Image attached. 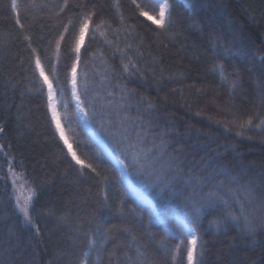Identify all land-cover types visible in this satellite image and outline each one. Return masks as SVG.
<instances>
[{"label": "trees", "instance_id": "trees-1", "mask_svg": "<svg viewBox=\"0 0 264 264\" xmlns=\"http://www.w3.org/2000/svg\"><path fill=\"white\" fill-rule=\"evenodd\" d=\"M32 2L17 0L21 29L11 0H0V264H97L89 236L109 237L100 264H130L128 258L176 264L170 249L177 241L167 233H175L178 219L191 218L189 201L206 205L209 193L216 203L205 208L197 227L202 264H264V0H170L168 30L140 17L131 0H68L60 15L63 0H35L38 7ZM89 9L97 13L96 21H106L105 28L111 25L107 38L112 41L86 38L77 70L81 92L87 73L88 94L82 99L95 101L97 115L89 124L94 135L125 159L124 146L101 128L106 101L113 98L107 92L119 99V84L132 94L131 116L139 112L145 123L151 121L149 142L163 133L168 153L180 163V170L168 176L172 189L161 192L137 175L130 158L125 160L131 183L161 214L158 224L149 225L148 206L128 195L118 168L97 153L100 146L83 125L75 124L70 78L65 79L75 53L67 50L66 36L57 63L55 43L68 20ZM32 49L46 71L49 63L56 65L54 84L63 87L74 128L66 127V137L99 176L76 164L56 133L46 88L41 90L32 73ZM129 57L140 69L134 75L123 71ZM221 64L226 81L215 71ZM248 117L252 125L241 128ZM109 119L117 118L104 116L105 128L112 131ZM10 167L34 190L31 214L39 236L17 209ZM241 208L257 226L254 234L243 221L228 220L216 230L215 221L229 210L240 216Z\"/></svg>", "mask_w": 264, "mask_h": 264}, {"label": "snow or ice", "instance_id": "snow-or-ice-1", "mask_svg": "<svg viewBox=\"0 0 264 264\" xmlns=\"http://www.w3.org/2000/svg\"><path fill=\"white\" fill-rule=\"evenodd\" d=\"M131 3L135 6V10L138 12L140 17H145L147 20L152 21L158 28L162 30H168L172 24V5L170 0H131ZM32 7H38L35 0L32 2ZM69 6L68 0H63V5L59 7L57 15H60L65 8ZM11 8L16 11V24L19 25L21 29L24 28V24L20 21V13L17 11L18 5L17 0H11ZM97 13L94 9L86 10L78 15V18L73 21L68 20L67 24L63 27L59 38L55 43V56L56 62H60L61 57V44L65 42V37L67 40V50L75 53L74 59L72 60L68 70L65 72V79L70 78L71 84V97L75 101V124L83 125L87 128L91 124L97 113L94 108L95 101H85L82 96H87L88 94V83H87V73H85L84 80V91L81 92L78 82V68L81 63V50L85 46L86 38L92 42L96 39L97 35L104 37L106 42L111 43L108 40L107 32L108 28H105L106 21L99 20L96 21L94 18ZM121 23H123V14L121 13ZM71 29V31H70ZM119 33V29L115 30ZM25 40L30 41L31 36L25 35ZM127 47H131L128 45ZM117 51H122L126 55V49L121 50L117 47ZM33 53H36V49H32ZM123 61V56H122ZM123 71L129 73V75H134L139 72L140 69L136 65L135 61L128 58L127 63H122ZM220 75L222 81L228 80V76L225 75L224 66L217 65L215 67ZM33 76L36 77L37 81L41 84V90L46 88L47 97V108L51 113V123L54 125L56 133H58L59 138L66 145L71 158L76 162V164L81 165L82 168H89L93 172H96L97 176L100 175L97 169L93 167L91 163H85L72 149V144L69 143L66 137V127L68 129L73 128V121L67 119L68 115V102L65 99V93L63 87L59 83L54 84L55 81H59V76L57 75V67L55 64L49 63L48 70L45 69V64L42 62L41 57L38 53L34 56V68L32 69ZM51 75V78H50ZM231 86L235 88L237 85L235 81L232 82ZM119 89V99H115L114 92L108 91L107 96L113 97L106 101V108L108 111L101 115V128L105 132H110L113 137H116V142L124 146L121 153L125 159L120 157L116 158V166L121 169V180L122 182L126 179V169L129 168V164L125 162L126 159L130 158L131 165L135 166L137 175L141 177H146L150 182L151 186L158 187L161 192L165 190H171L172 184L168 179L170 173H175L180 170V163L178 157L168 153L167 149L169 147L167 141L164 139V134L159 133L152 136L149 142L148 137L151 132V121L145 123L144 118L137 112L135 117L131 116L128 109L132 107L130 103L131 92L126 87L117 84L115 86ZM59 91L60 95H57ZM150 106V105H149ZM61 108L63 111H61ZM115 116L117 119L112 121L108 120V124L111 129L105 128L104 126V116ZM232 123H236L234 119ZM253 123L252 117H248L246 121H242L239 126L241 128L246 126H251ZM260 125H264V120H260ZM259 126V125H258ZM0 131L3 128L0 127ZM159 140L157 144L156 141ZM97 153L99 155H104V150L102 147L97 148ZM165 157L167 159L165 160ZM9 171L13 175V186L14 189L19 192L16 196V206L19 211L23 214L24 221L27 225H31L35 229L36 236L40 235V227L36 224L33 219L30 209L32 207V200L34 195V190L31 188H24V182L17 185V180L22 179L18 176L10 167ZM235 180V178H233ZM26 193V194H25ZM127 193L133 196L135 199H139V193H136L131 184L127 186ZM106 199V197H105ZM216 197L214 193H209L206 198L207 203L198 204L196 202L189 201V206L193 210V214L187 223L177 222L176 231L168 232L167 236L176 240L177 243L172 246L170 251L172 252V259L176 261V264H182L184 255L186 254L187 264H202L200 257L203 255V241L198 235L197 227L200 221L203 211L206 207H213L216 203ZM148 221L149 225L161 223V214L157 213L155 209L152 208L151 204H148ZM123 209L121 208V212ZM133 212L136 211L135 208L132 209ZM143 212V209H141ZM139 214V213H138ZM231 220L233 222L240 223L243 221V227L249 234H254L256 231V225L247 215H244L243 208H241V215H234L231 210L228 211L227 216L222 219L215 221V227L217 231L222 230L226 221ZM261 227H264V218L261 220ZM109 237L105 236L103 241L92 238L89 236L88 244L89 251L94 252L97 256V264H100L101 252L105 249ZM135 239V237H133ZM163 245V242H162ZM85 256L89 255V252L84 253ZM130 264H144L142 260H137L132 262L131 258H128ZM81 264H87L86 261H81Z\"/></svg>", "mask_w": 264, "mask_h": 264}, {"label": "rangeland", "instance_id": "rangeland-1", "mask_svg": "<svg viewBox=\"0 0 264 264\" xmlns=\"http://www.w3.org/2000/svg\"><path fill=\"white\" fill-rule=\"evenodd\" d=\"M74 104H75V101H74ZM89 127H90V125H89ZM84 129L86 130V132H88V134L91 136V137H93L95 140H96V142L98 143V145L100 146V147H102L100 144H99V138H97L95 135H94V133H93V131H92V129H91V127H90V130L89 131H87V129L84 127ZM102 141V140H101ZM105 146H106V144H105ZM107 147V146H106ZM108 151H109V149H108ZM110 152V151H109ZM104 153H105V151H104ZM111 153V152H110ZM106 154V153H105ZM107 156V155H106ZM108 157V156H107ZM109 158V157H108ZM110 159V158H109ZM111 160V159H110ZM112 161V160H111ZM113 162V161H112ZM115 165V164H114ZM116 166V165H115ZM117 167V166H116ZM118 168V167H117ZM18 176H21L20 174H17ZM121 176V175H120ZM22 177V179H18L17 180V185H19V184H21L22 182H24V188L25 189H27V188H31L30 186H29V184L27 183V181L25 180V178L23 177V176H21ZM12 181H13V175H12ZM124 183H125V181H124ZM13 184V183H12ZM126 184V183H125ZM126 186H127V184H126ZM13 188H14V186H13ZM32 189V188H31ZM14 198H15V200H16V196L17 195H19V192L17 191V190H15L14 189ZM26 194V193H25ZM34 197H35V193H34V195H33V200H32V204H33V201H34ZM146 197V196H145ZM147 198V197H146ZM148 199V198H147ZM139 202H141V203H143V204H145V205H147L148 206V204L147 203H145V202H143V201H141V200H139V199H137ZM149 200V199H148ZM150 201V200H149ZM151 202V201H150ZM152 206V208H153V204L151 205ZM32 208V207H31ZM18 209V208H17ZM18 211H19V209H18ZM19 213L22 215V218H23V221H24V217H23V214L19 211ZM30 213H31V209H30ZM178 221L179 222H184V221H182L181 219H178ZM25 222V221H24ZM185 223V222H184ZM26 224V223H25Z\"/></svg>", "mask_w": 264, "mask_h": 264}, {"label": "bare ground", "instance_id": "bare-ground-1", "mask_svg": "<svg viewBox=\"0 0 264 264\" xmlns=\"http://www.w3.org/2000/svg\"><path fill=\"white\" fill-rule=\"evenodd\" d=\"M87 129V131H89L90 130V127H89V125H88V127L86 128ZM99 142V144L102 146V148H103V150L105 151V153H106V155L113 161V163L116 165V156L115 155H113L112 153H110L109 151H108V148L105 146V143L103 142V141H101V140H99L98 141ZM118 167V166H117ZM118 170H119V173H120V175H121V169H120V167H118ZM126 171V170H125ZM125 181V183L127 184V186H128V184H131L132 185V187H133V189L135 190V192L136 193H139V200H141V201H143V202H145V203H147V204H151L152 205V203L131 183V181H130V179H129V177H128V174H127V172H126V179L124 180Z\"/></svg>", "mask_w": 264, "mask_h": 264}]
</instances>
